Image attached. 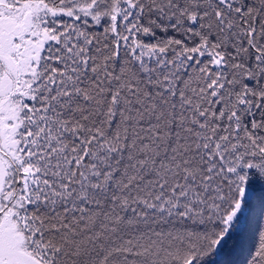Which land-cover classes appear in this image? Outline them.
Returning a JSON list of instances; mask_svg holds the SVG:
<instances>
[{
  "label": "snow or ice",
  "instance_id": "snow-or-ice-1",
  "mask_svg": "<svg viewBox=\"0 0 264 264\" xmlns=\"http://www.w3.org/2000/svg\"><path fill=\"white\" fill-rule=\"evenodd\" d=\"M0 264H264V0H0Z\"/></svg>",
  "mask_w": 264,
  "mask_h": 264
},
{
  "label": "trees",
  "instance_id": "trees-1",
  "mask_svg": "<svg viewBox=\"0 0 264 264\" xmlns=\"http://www.w3.org/2000/svg\"><path fill=\"white\" fill-rule=\"evenodd\" d=\"M212 259H215L216 262H219V261L223 260L224 257H222V256H218V257H216V258L213 257Z\"/></svg>",
  "mask_w": 264,
  "mask_h": 264
}]
</instances>
